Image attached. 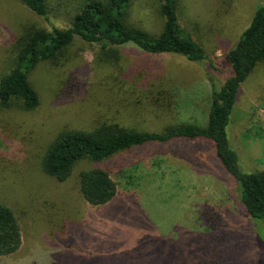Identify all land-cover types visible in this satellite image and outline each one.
<instances>
[{"label": "rangeland", "instance_id": "374dc122", "mask_svg": "<svg viewBox=\"0 0 264 264\" xmlns=\"http://www.w3.org/2000/svg\"><path fill=\"white\" fill-rule=\"evenodd\" d=\"M75 1L51 0L61 7L54 8L50 22L67 26ZM197 1L196 9L204 7L203 29L216 36L214 43L204 39L209 59L203 63L173 53L144 55L127 45L110 63L116 66L108 68L96 45L76 39L68 49L75 64L66 72L48 67L30 75L32 85L45 90L41 104L35 112L6 117L10 125L0 122V179L5 183H0V202L14 208L22 235L20 248L0 257V264H204L214 258V264H264L258 239L264 223L245 214L235 181L206 139L150 144L103 163L118 188L116 199L103 207L82 199L76 171L63 183L48 178L44 184L37 174L38 180L19 183L23 177L17 172L31 173L28 167L64 128L91 129L106 119L146 131L186 120L204 122L211 84L219 88L232 73L223 47L217 46L233 47L264 0ZM155 7V1L143 0L137 14L138 24L154 33L162 22ZM25 12L16 0H0V74L12 66L9 33L37 22ZM181 24L185 27L184 20ZM151 81L170 90L177 105L168 100L158 105L145 96ZM227 133L241 170L263 171L264 61L241 84ZM17 186L21 195L13 202L9 188ZM204 204L220 213L227 241L202 226L198 215ZM64 229L67 238L61 241Z\"/></svg>", "mask_w": 264, "mask_h": 264}, {"label": "trees", "instance_id": "16d2710c", "mask_svg": "<svg viewBox=\"0 0 264 264\" xmlns=\"http://www.w3.org/2000/svg\"><path fill=\"white\" fill-rule=\"evenodd\" d=\"M16 1L37 22L22 25L18 33H9L12 66L0 74V122L5 120L6 125L12 123V120L7 122L6 117L35 112L41 104L45 90L39 92L32 85L30 75L33 72L48 70V67L53 72H66V66L75 64L76 57L68 55V49L76 39L96 45L100 62L108 68L116 66L110 63L119 60L120 49L127 45L136 47L144 55L173 53L203 63L209 59L205 40L216 42V36H211L213 33L201 25L205 17H200V11L204 7L201 4L196 9L197 0H186L185 4L182 0H153L155 12L162 21L155 33L138 24L137 14L143 0H76L65 27L50 22L49 15L54 8L60 10L61 7L52 5L51 0ZM183 20L185 27L181 24ZM43 21L48 28L42 25ZM217 47H223L232 73L219 88L211 84L204 122L186 120L167 125L161 131H146L127 128L106 119L98 121L91 129L64 128L48 141L39 161L28 167L31 173L17 172L23 177L19 183H24V178L34 182L38 180L37 175L45 179L40 180L44 184L48 178L63 183L76 171V185L82 199L91 206L103 207L113 202L118 193L117 183L103 163L120 153L150 144L206 139L212 143L225 173L235 181L245 214L258 224L264 223V170L242 171L227 133L241 84L264 61V4L256 8L249 25L233 47L221 44ZM125 76L130 79L131 74ZM153 81L148 86L143 85L146 86L143 90L145 96L148 93L158 105L163 100L177 105V99H171V91L156 88ZM84 163L90 165L83 167ZM0 183L5 186L1 179ZM21 188L8 189L13 193V202L20 197ZM198 217L204 229L215 235V239L228 240L230 234L225 231L226 224L213 206L204 204ZM59 234L61 241L67 238L66 229ZM260 234L258 239L264 246V224ZM21 243V227L14 208L0 202V257L15 253ZM215 262L214 258L204 264Z\"/></svg>", "mask_w": 264, "mask_h": 264}]
</instances>
